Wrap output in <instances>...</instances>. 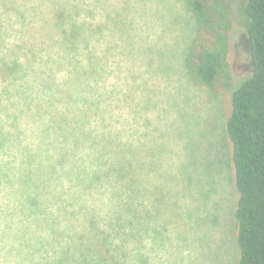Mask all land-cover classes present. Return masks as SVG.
Here are the masks:
<instances>
[{
    "label": "rangeland",
    "instance_id": "rangeland-1",
    "mask_svg": "<svg viewBox=\"0 0 264 264\" xmlns=\"http://www.w3.org/2000/svg\"><path fill=\"white\" fill-rule=\"evenodd\" d=\"M229 2L234 18L228 60L236 89L252 74V57L247 0ZM40 3L81 5L85 22L95 30L84 24L70 33L86 44L94 35L76 77L95 86L87 81L76 85L74 78L75 85L67 90L79 100L102 103L101 133L106 131L108 139L120 136L119 150L130 151L132 210L145 226L148 264H238L239 194L226 134L233 90L211 91L192 79L186 58L197 21L187 0H0V64L29 59L35 69L26 78L22 70L0 72V261L6 254L9 213L65 212L67 166L78 160L56 141L73 137L59 132L54 139V121L38 111L37 93L51 83V73L40 82L39 71L76 60L61 51L63 57L53 67V61L42 63L39 51L30 47L39 35L53 40L58 34L46 16L35 13H27V37L22 31L23 5L35 8ZM47 47L42 57L49 59ZM58 74L64 77L66 72ZM28 88L31 93L24 97ZM78 119L72 114L60 123L70 133ZM33 194L43 196L35 203ZM73 201L82 200L72 196ZM25 253L32 255L33 250Z\"/></svg>",
    "mask_w": 264,
    "mask_h": 264
},
{
    "label": "trees",
    "instance_id": "trees-1",
    "mask_svg": "<svg viewBox=\"0 0 264 264\" xmlns=\"http://www.w3.org/2000/svg\"><path fill=\"white\" fill-rule=\"evenodd\" d=\"M187 1L197 21V33L186 58L189 73L196 83L211 91L231 90L228 59L234 18L232 6L229 0ZM244 12L249 20L247 37L252 74L232 89L226 134L233 148L239 194L235 213L238 264H264V0H247ZM21 13L22 31L26 37L29 30L27 13L46 16V23L58 31L53 40L39 35L37 43L31 42L30 47L39 51L42 63L53 61L54 67L59 57H63L61 51L68 54L67 58H76L73 63H63L66 68L61 65L50 72H46L47 68L39 71V81L51 73V83L39 90L37 98L40 116H49L54 121L52 137L58 138L59 132L70 134L74 140L61 137L56 141L71 150L70 154L78 160L73 167L67 166L66 171L69 174L66 176L68 189L63 192L67 198L62 205L68 211L9 213L5 220L6 254L0 264H148L143 243L145 226L140 214L134 215L132 210L134 167L128 162L130 151L119 150L120 136L108 139L106 131L101 133L102 103L88 98L79 100L74 96L76 93L67 90L75 85L71 83L74 78L78 81L76 85L87 81L90 87L95 86L83 77L79 80L76 77L86 62L84 56L92 47L94 35H88V45L86 39L70 35L71 30L82 29L84 24L93 27L85 22L81 5L40 3L35 8L23 5ZM45 46H48L49 59L42 57ZM29 62V59L22 63L3 60L0 72L8 74L16 69L22 70L25 78L30 77L35 69L28 65ZM76 62L78 66L74 65ZM63 70L66 74L61 77L62 73H58ZM30 93V88L25 89L23 96ZM45 107L47 112L43 114ZM72 114H78L81 119L69 133L63 126L66 124L60 121L63 119L66 123L65 119ZM27 132L30 131L24 130L25 137H29ZM79 137L81 143L77 142ZM104 140L107 142L101 146ZM9 164L3 163L4 166ZM39 196L43 195H34L32 200L37 203ZM72 196L82 201L71 202ZM28 249L33 250L32 255L25 253Z\"/></svg>",
    "mask_w": 264,
    "mask_h": 264
}]
</instances>
